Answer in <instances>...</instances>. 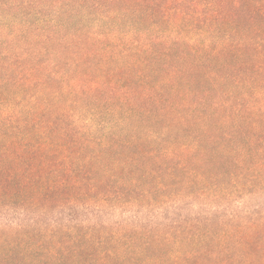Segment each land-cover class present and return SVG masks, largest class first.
<instances>
[{
	"label": "trees",
	"instance_id": "1",
	"mask_svg": "<svg viewBox=\"0 0 264 264\" xmlns=\"http://www.w3.org/2000/svg\"><path fill=\"white\" fill-rule=\"evenodd\" d=\"M0 264H264V0H0Z\"/></svg>",
	"mask_w": 264,
	"mask_h": 264
}]
</instances>
